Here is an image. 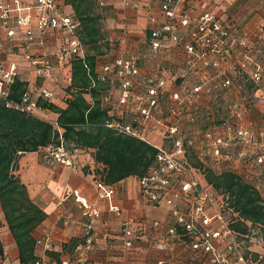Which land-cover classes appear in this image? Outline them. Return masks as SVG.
<instances>
[{
    "label": "built area",
    "instance_id": "built-area-1",
    "mask_svg": "<svg viewBox=\"0 0 264 264\" xmlns=\"http://www.w3.org/2000/svg\"><path fill=\"white\" fill-rule=\"evenodd\" d=\"M190 4V0L161 3L162 21L151 29L144 56V60L155 59L152 69L147 70L138 55H106L98 72L105 86L100 97L106 110L104 124L116 134L157 148L147 174L137 177L145 202L167 212L165 218L150 221L156 231L154 244L167 256L150 264H176L179 253L190 254L186 264H264L262 225L242 220L228 195L208 184L195 165L212 163L220 168L224 163L227 167L222 170L257 183L264 197V112L251 114L255 102L264 100V64L256 55L262 48L236 35L221 15L211 10L194 12ZM150 19L158 21L156 16ZM53 31L63 33L56 55L69 72L72 61L86 55L74 12H65L59 0H0V53L8 42L19 39L25 61L42 79L20 101H13L9 96L19 64L0 61V101L7 106L41 116L46 110L38 99L55 98L49 82L58 84L60 74L52 55L34 48L35 44L45 46ZM175 52L182 54L174 61ZM248 82L254 85L251 94ZM53 123L60 142L42 149L43 160L70 168L82 166L85 151L68 147L62 129L56 120ZM95 184L102 198L112 197L115 190L103 173L95 174ZM73 193L85 215L100 216L96 204L77 189ZM110 210L121 217L123 246L133 248L146 224L136 227L118 206L110 205ZM238 221L250 230H236ZM101 238L87 225L83 241L61 264H92L90 255ZM44 247L48 249L49 242ZM37 264L48 262L42 256Z\"/></svg>",
    "mask_w": 264,
    "mask_h": 264
},
{
    "label": "crops",
    "instance_id": "crops-1",
    "mask_svg": "<svg viewBox=\"0 0 264 264\" xmlns=\"http://www.w3.org/2000/svg\"><path fill=\"white\" fill-rule=\"evenodd\" d=\"M32 1V0H27ZM65 12H72L71 5L65 0H59ZM102 2V3H101ZM163 0H99V10L102 13V31L109 49L103 55L97 57L96 72L101 70L102 64L107 60L106 55H122L141 57L140 62L150 70L156 63L155 59L147 58L148 37L152 28L162 21L160 5ZM192 11L201 12L211 10L221 15L232 25L236 35L245 36L249 43L258 42L262 53L256 54L264 64V0H190ZM246 5L244 10L239 6ZM150 16H156L157 22H153ZM35 35H39L38 32ZM63 33L51 32L45 46L35 44L36 50H44L52 55L56 71L60 74L58 84L49 82V87L54 89L53 102L61 107L66 106L70 97L66 90L60 88L70 84L72 67L66 69L64 63L58 60L56 52L60 46ZM21 41L8 42L0 53V61L6 64L17 62L19 64L18 77L28 82L29 88L37 87L42 79L34 69L25 61ZM179 54H172V59L178 60ZM145 64H144V63ZM264 88V85H263ZM252 92H249L251 94ZM264 93V91H263ZM86 97L91 99L87 94ZM264 112V100H257L251 109V114L258 116ZM54 119L57 113L51 112ZM249 118V114L247 116ZM91 169H96L97 162L93 157L83 156ZM70 168L60 164L46 163L37 151L26 152L20 155L15 173L21 177L28 187L31 198L41 206L47 216L34 230L36 240L49 242V248L44 247L45 242L36 245V254L43 256L48 264H61V260L73 253L83 241L87 225H92L101 235V241L90 257L92 264H150L159 258L167 256V251L159 249L154 244L156 231L150 224L152 219L165 218L166 210L151 206L145 202L140 193V185L136 176H129L112 184L114 193L111 198H102L95 184L94 173L88 169ZM92 169V170H93ZM79 190L90 203L96 204L100 209L97 218L84 214V209L76 201L73 190ZM110 205L118 206L131 222L140 227L146 224L143 237L135 241L133 248L126 249L123 246L121 235V217L110 210ZM144 228V227H143ZM0 237L1 247L4 251L1 264H22L19 259V249L15 238L8 226L5 214L0 202ZM176 264H186L189 253L177 254ZM1 256V255H0Z\"/></svg>",
    "mask_w": 264,
    "mask_h": 264
},
{
    "label": "trees",
    "instance_id": "trees-1",
    "mask_svg": "<svg viewBox=\"0 0 264 264\" xmlns=\"http://www.w3.org/2000/svg\"><path fill=\"white\" fill-rule=\"evenodd\" d=\"M65 3L73 8L79 21L80 37L86 46L85 58L72 61L71 80L66 87L70 97L66 106L38 99L43 109L57 113V118L52 121L0 101V202L22 264H37L41 259L42 256L36 254L37 240L33 232L47 214L31 198L27 185L15 170L21 154L37 151L42 156L43 148L59 144L60 132L53 123L55 120L62 129L66 145L82 149L85 157L92 156L97 162L96 169L92 170L85 161L82 168L92 171L94 179L95 174L103 173L110 185L129 176L146 175L157 153V148L146 141L116 134L104 124L106 110L100 97L105 86L98 78L96 62L98 56L107 52L109 44L102 31L99 0H65ZM253 86L251 82L247 83L249 92H253ZM29 90L28 82L17 77L9 98L18 102ZM87 94L91 99L86 97ZM195 165L202 170L208 184L228 195L238 216L245 222L260 223V231L264 234V197L258 184L243 180L232 171L220 170L212 163ZM243 223L238 221L234 228L241 233L248 227L250 230V226ZM3 254L0 245L1 261Z\"/></svg>",
    "mask_w": 264,
    "mask_h": 264
},
{
    "label": "rangeland",
    "instance_id": "rangeland-1",
    "mask_svg": "<svg viewBox=\"0 0 264 264\" xmlns=\"http://www.w3.org/2000/svg\"><path fill=\"white\" fill-rule=\"evenodd\" d=\"M244 3L245 2H243L242 4L239 5L243 9L242 11L249 10V7L247 9H244V8H246L245 7L246 5ZM60 88H62V90H66V86L65 85H61ZM41 116L44 119H49V120H52V121L54 120V115L51 114V112H49V111L44 112V114H41ZM224 166L227 167L226 164H224V163L223 164H219L220 170L225 169Z\"/></svg>",
    "mask_w": 264,
    "mask_h": 264
}]
</instances>
